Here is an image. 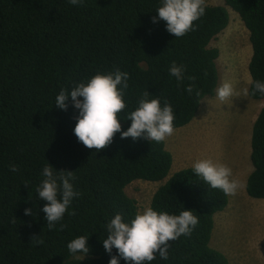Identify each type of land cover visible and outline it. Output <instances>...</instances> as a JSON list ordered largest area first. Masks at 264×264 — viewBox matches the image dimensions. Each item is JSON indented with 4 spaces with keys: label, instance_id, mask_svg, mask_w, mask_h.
<instances>
[{
    "label": "trees",
    "instance_id": "16d2710c",
    "mask_svg": "<svg viewBox=\"0 0 264 264\" xmlns=\"http://www.w3.org/2000/svg\"><path fill=\"white\" fill-rule=\"evenodd\" d=\"M223 1L206 4L195 29L175 38L164 21L152 23L159 0H85L81 6L68 0H0V264H108L102 244L106 224L117 213L125 220L134 217L137 203L126 188L135 180L161 182L151 198L154 209L179 214L186 208L199 217L190 236L169 242L167 261L157 254L150 264H229L209 244L214 215L225 209L228 196L196 177L192 167L170 174L172 156L164 142L121 139L116 133L105 148H87L73 132L78 110L71 98L67 110L55 105L61 88L71 90L97 72L119 68L130 79L127 107L118 115L134 110L148 91L172 104L175 128L188 124L201 100L217 89L219 51L210 42L229 23L227 7L249 32L248 95L264 98L252 94V81L264 80V0ZM172 61L185 66L181 85L169 75ZM188 84L195 85L192 95L184 91ZM130 123L122 119V129ZM250 146L253 168L245 191L263 199L264 106L252 123ZM47 163L74 171L80 193L65 213L64 227L52 230L41 210L46 202L36 193ZM25 208L33 214L25 215ZM80 235L89 237L85 257L67 248ZM34 236L43 243H31Z\"/></svg>",
    "mask_w": 264,
    "mask_h": 264
},
{
    "label": "clouds",
    "instance_id": "9594fccd",
    "mask_svg": "<svg viewBox=\"0 0 264 264\" xmlns=\"http://www.w3.org/2000/svg\"><path fill=\"white\" fill-rule=\"evenodd\" d=\"M68 2L73 6H81L85 0ZM156 12L158 15L152 17V23L164 21L166 30L175 38H179L193 31L194 22L205 15L206 0H159ZM185 70L183 64H177L175 61H172L168 68L169 75L175 77L178 85L183 84ZM129 79V73L119 68L107 73L97 72L86 82L74 84L71 90L61 88L55 97V105L61 110H67L71 98L72 106L78 110L74 135L89 149L95 148L99 151L105 148L112 143L115 134L120 133L121 139L131 137L134 141L145 139L151 143L164 142L165 148L170 152L168 137L176 133V116L170 102L165 100L162 104L160 96L155 97L146 91L137 100L134 110L118 115L127 107L124 97L129 87ZM194 88V84H188L184 86V91L192 95ZM256 93L264 96V80L252 81V94ZM195 94L200 95L198 91ZM215 94L221 101L232 98L235 95L232 82L224 81L217 86ZM244 94H249L247 88L244 89ZM195 118L196 116L185 126L190 125ZM122 119L131 121L126 130L122 129ZM172 161L171 168L174 165V157ZM188 167H192L193 174L201 181L212 189H219L225 196L235 195L242 187L229 166L211 158L197 159L193 164L175 171ZM10 168L13 172L17 171L15 164ZM171 168L170 174L175 172H171ZM41 176L43 179L36 186V193L46 202L41 210L46 214L44 218L47 227L52 230L60 224L63 228L61 222L65 213L74 198L80 195L74 188V171H57L47 163L41 171ZM24 213L33 214L30 208H25ZM198 223L199 217L193 210L186 208L176 214L154 209L152 206H143L130 220H125L122 214L117 213L107 222V237L102 240L103 248L111 257L108 264H120L121 260L125 261V264H150L157 254L167 261L169 242L179 239L182 235L190 236ZM88 239L89 237L84 235L73 238L67 244L68 251L73 255L79 253L85 257L89 253ZM31 243L39 245L43 240L34 236ZM113 249L116 250L115 254Z\"/></svg>",
    "mask_w": 264,
    "mask_h": 264
},
{
    "label": "rangeland",
    "instance_id": "374dc122",
    "mask_svg": "<svg viewBox=\"0 0 264 264\" xmlns=\"http://www.w3.org/2000/svg\"><path fill=\"white\" fill-rule=\"evenodd\" d=\"M206 4L224 5V1L206 0ZM227 9L229 23L210 46L219 51L215 60L217 86L231 81L235 95L226 101L219 100L216 94L203 98L195 120L188 126L175 128L176 133L168 137L167 143L174 157L171 172L202 158L229 166L242 187L235 195L228 196L225 209L215 214L209 244L224 253L229 264H264V198H252L245 191L246 176L252 170V123L264 106V98L253 99L244 94L250 82L248 62L252 49L249 32L237 12ZM160 183L135 180L126 191L140 209L150 206Z\"/></svg>",
    "mask_w": 264,
    "mask_h": 264
},
{
    "label": "crops",
    "instance_id": "0c3cea01",
    "mask_svg": "<svg viewBox=\"0 0 264 264\" xmlns=\"http://www.w3.org/2000/svg\"><path fill=\"white\" fill-rule=\"evenodd\" d=\"M246 151H247V153H248L247 147H246ZM250 172H251V171H250ZM250 172H249V173H250ZM249 173H248V174H249ZM248 174H247V176H248ZM247 176H246V178H247Z\"/></svg>",
    "mask_w": 264,
    "mask_h": 264
}]
</instances>
